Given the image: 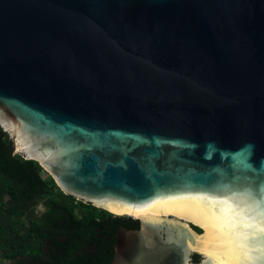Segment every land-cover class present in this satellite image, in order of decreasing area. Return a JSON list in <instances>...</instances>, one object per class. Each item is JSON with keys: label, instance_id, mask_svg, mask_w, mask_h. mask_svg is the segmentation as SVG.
<instances>
[{"label": "water", "instance_id": "water-1", "mask_svg": "<svg viewBox=\"0 0 264 264\" xmlns=\"http://www.w3.org/2000/svg\"><path fill=\"white\" fill-rule=\"evenodd\" d=\"M0 127L64 194L137 213L111 264H264L228 223L229 197L264 218V0H0Z\"/></svg>", "mask_w": 264, "mask_h": 264}, {"label": "trees", "instance_id": "trees-1", "mask_svg": "<svg viewBox=\"0 0 264 264\" xmlns=\"http://www.w3.org/2000/svg\"><path fill=\"white\" fill-rule=\"evenodd\" d=\"M44 173L38 162L14 154L0 127V264H48L49 252L56 264L64 257L73 264L77 254L88 264H111L117 232L138 230L139 221L64 194Z\"/></svg>", "mask_w": 264, "mask_h": 264}, {"label": "snow or ice", "instance_id": "snow-or-ice-1", "mask_svg": "<svg viewBox=\"0 0 264 264\" xmlns=\"http://www.w3.org/2000/svg\"><path fill=\"white\" fill-rule=\"evenodd\" d=\"M228 200H234L236 202V207L234 209L229 205V211L237 218L235 221L229 218L228 223L233 224L235 227L242 230L239 234L233 236V240L241 247L247 248L249 243L257 237L258 233H264V218L252 215L255 211V204L247 199L241 197H229ZM225 203L227 204L228 201L226 200ZM251 220L258 221V227L256 230L251 233L243 231L244 229L251 227ZM252 259L253 258L245 252L242 257L238 255L233 264H250Z\"/></svg>", "mask_w": 264, "mask_h": 264}, {"label": "flooded vegetation", "instance_id": "flooded-vegetation-1", "mask_svg": "<svg viewBox=\"0 0 264 264\" xmlns=\"http://www.w3.org/2000/svg\"><path fill=\"white\" fill-rule=\"evenodd\" d=\"M87 257V255H84V256H80V255H75L74 258L75 260H73V264H88L87 263V260H85ZM71 257H69L67 259V257H64L60 262V264H67L66 262H71L70 260ZM49 260L50 262L48 264H56L55 261H54V257H51V254L49 252ZM90 264H92V260L90 261Z\"/></svg>", "mask_w": 264, "mask_h": 264}, {"label": "rangeland", "instance_id": "rangeland-1", "mask_svg": "<svg viewBox=\"0 0 264 264\" xmlns=\"http://www.w3.org/2000/svg\"><path fill=\"white\" fill-rule=\"evenodd\" d=\"M49 174L47 173V172H45L44 173V177H47ZM39 210H40V212H43L44 210H45V208H44V206H40L39 207ZM131 218H133V219H137V217L136 216H132ZM187 222H189V221H187ZM198 231V230H197ZM199 233H203V231H198ZM4 263H7V264H10V263H8V262H4Z\"/></svg>", "mask_w": 264, "mask_h": 264}, {"label": "bare ground", "instance_id": "bare-ground-1", "mask_svg": "<svg viewBox=\"0 0 264 264\" xmlns=\"http://www.w3.org/2000/svg\"><path fill=\"white\" fill-rule=\"evenodd\" d=\"M132 216H136L137 217V213H130ZM157 216H160L159 214H157ZM188 221V220H187Z\"/></svg>", "mask_w": 264, "mask_h": 264}]
</instances>
